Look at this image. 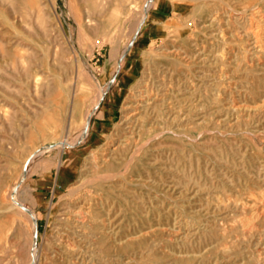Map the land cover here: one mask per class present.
Here are the masks:
<instances>
[{
    "label": "rangeland",
    "instance_id": "rangeland-1",
    "mask_svg": "<svg viewBox=\"0 0 264 264\" xmlns=\"http://www.w3.org/2000/svg\"><path fill=\"white\" fill-rule=\"evenodd\" d=\"M149 1L0 0V264L30 263L33 215L39 264H69L62 214L85 198L82 264H264V0ZM145 82L163 117L130 134ZM108 213L117 241L90 225Z\"/></svg>",
    "mask_w": 264,
    "mask_h": 264
},
{
    "label": "bare ground",
    "instance_id": "bare-ground-1",
    "mask_svg": "<svg viewBox=\"0 0 264 264\" xmlns=\"http://www.w3.org/2000/svg\"><path fill=\"white\" fill-rule=\"evenodd\" d=\"M153 4V0H150L147 4V8H146V11L150 8V6H152ZM256 6V5H255ZM147 13V12H146ZM262 13V12H260ZM264 13V12H263ZM241 15V14H240ZM254 15V14H253ZM258 15V14H257ZM262 15V14H261ZM147 14H144L142 19H141V22L138 23V29L140 30V28L142 27V24L143 22L146 20V17ZM243 16V15H242ZM218 17V16H216ZM245 17V16H244ZM264 17V16H263ZM251 19V17L249 18ZM213 20V19H212ZM237 20V19H236ZM245 21V20H244ZM251 21V20H250ZM261 21V20H260ZM212 22V21H211ZM252 22V21H251ZM259 23V22H258ZM257 23V24H258ZM256 29V28H255ZM260 31V30H259ZM242 34V33H241ZM253 35V34H252ZM254 36V35H253ZM256 38V36H254ZM258 37V36H257ZM264 37V36H262ZM259 40V38H256ZM254 40V38H253ZM252 40V41H253ZM262 41V40H261ZM264 42V41H263ZM249 43V42H248ZM259 43V42H258ZM257 43V44H258ZM250 44V43H249ZM263 45V44H262ZM259 46V44H258ZM257 46V47H258ZM250 47V46H249ZM256 47V46H255ZM263 47V46H261ZM264 49V48H262ZM254 50V49H253ZM256 50V49H255ZM249 51V50H248ZM252 51V49H251ZM258 52V51H256ZM249 53V52H247ZM205 54V53H204ZM250 54V53H249ZM248 54V55H249ZM256 54V53H255ZM254 54V55H255ZM248 57V56H247ZM257 57V56H256ZM255 57V58H256ZM197 61V60H196ZM121 64V63H120ZM120 66V65H119ZM254 66V65H253ZM143 82V81H142ZM159 82V81H158ZM154 83V82H153ZM187 84V83H186ZM141 86L138 87V89L136 90V92H134L133 96L131 97V101L127 104V106L125 107V115H124V121L127 122L128 124V129H129V133L130 134H133L135 132V130H140L142 127H144L145 125L149 124L150 126L151 125H154L155 122L157 121V119L159 118V116L163 117L162 115H158L156 118V116H153L152 113L159 107V102L160 100L163 98H161L160 96V93L158 92L157 94H153V90L150 89L149 87V84L148 83H142L140 84ZM151 85V84H150ZM159 85V84H158ZM194 85V84H193ZM179 86V85H178ZM185 86V84H184ZM212 86V85H211ZM161 87V86H159ZM176 87V86H175ZM186 87V86H185ZM196 87V86H195ZM213 87V86H212ZM163 88V86H162ZM181 88V87H180ZM161 89V88H160ZM158 89V90H160ZM174 89V87H173ZM190 89V88H189ZM188 89V90H189ZM169 90V89H168ZM182 90V89H181ZM196 90V89H195ZM161 92V91H160ZM166 93L167 90L165 91ZM171 92V91H170ZM168 93L169 95L171 93ZM176 92V91H175ZM210 93V92H209ZM162 95V94H161ZM172 95V94H171ZM179 95V94H178ZM160 96V97H159ZM177 96V95H176ZM220 96V95H219ZM165 97V96H164ZM170 97V96H169ZM168 97V98H169ZM206 98V97H205ZM165 99V98H164ZM163 99V101H164ZM167 99V98H166ZM165 99V100H166ZM159 101V102H158ZM169 101V100H168ZM169 103V102H168ZM182 104V103H181ZM196 105V104H195ZM166 106V105H165ZM175 106V104H174ZM178 106V105H177ZM182 106V105H181ZM169 107V106H168ZM171 107V106H170ZM179 107V106H178ZM172 108V107H171ZM176 109V107H173ZM236 108V107H235ZM249 108V107H248ZM153 109V110H152ZM160 109V108H159ZM152 110V111H151ZM161 110V109H160ZM171 110V109H170ZM174 111V110H173ZM182 111H183V108H182ZM248 111V110H247ZM249 111H252V110H249ZM159 112V111H158ZM166 112V111H165ZM181 112V111H180ZM185 112V111H184ZM183 112V113H184ZM161 113V112H160ZM173 113V112H172ZM170 113V111L167 113L168 116L170 118H172L171 122H172V125L173 127L174 126H179L178 125V122L180 123L179 119H180V115H176L174 116V114ZM251 113V112H250ZM256 113V112H255ZM180 114V113H179ZM198 115V114H197ZM258 115V114H257ZM184 116V115H183ZM190 116V115H189ZM188 116V119H190V117ZM227 116V115H226ZM239 116V115H238ZM186 117V116H185ZM253 117V116H252ZM182 118V117H181ZM192 118V116H191ZM256 118V117H255ZM160 119V118H159ZM158 119V120H159ZM163 119V118H162ZM165 119V117H164ZM153 120V121H152ZM183 120V118H182ZM167 121V120H166ZM166 121L164 120V122L166 123ZM192 121V120H191ZM257 121V120H256ZM184 122H187V121H184ZM190 122V120H189ZM188 122V124H189ZM194 122V120L192 121ZM183 123V122H182ZM157 124V123H156ZM167 124V123H166ZM199 124V123H198ZM182 125V124H181ZM253 126V125H252ZM162 127V126H161ZM173 127H169L168 125L167 126H164L162 129L163 131L167 130H171L173 129ZM151 129V128H150ZM161 129V128H160ZM179 129V128H176V130ZM138 130V131H139ZM144 130V129H143ZM175 130V129H174ZM137 131V133H138ZM166 131V132H167ZM173 131V130H172ZM88 133H89V130L88 128H84L82 130V132L80 133L79 135V140H82V139H85L87 136H88ZM184 135V134H183ZM135 136V135H134ZM130 137V136H129ZM142 137V136H141ZM128 139V138H126ZM61 143H63V145L67 146L69 143H68V139H64V141H62ZM128 143V142H127ZM59 144V143H58ZM107 145V144H106ZM127 145V144H126ZM64 146V147H65ZM109 146V145H108ZM112 146V145H111ZM113 146L114 143H113ZM123 142H120L117 147H113L110 149V151L108 152H104L101 156L97 157L95 154L92 155V162L95 166L96 169L100 170L102 169L104 166H107L108 164H110L111 162L117 160L115 159L112 155L114 154V152L116 153V151H119L122 147H123ZM136 148V146L134 147ZM107 150V149H106ZM135 150V149H134ZM103 151V150H102ZM132 151V150H131ZM136 152V151H134ZM44 153V150L42 148H39L37 149L30 157L29 159H27L28 161L26 163H24L23 167H24V171L21 173L20 177H19V180L17 182V185L16 187L14 188L13 190V195L11 196L10 200L13 202L11 204V206L7 209L8 210H11L12 212L16 209H21L20 206H23V207H26L25 205L21 204L18 200H17V196H18V193L20 191V188L22 187V184H23V181L25 180V178L27 177V175L29 174L31 168H32V164L34 163V161L38 160L41 158V156L43 155ZM133 153V152H132ZM114 156L116 157V155L114 154ZM131 157V155H130ZM122 158V157H121ZM137 158V157H136ZM150 158V157H149ZM124 160V159H123ZM119 161V159H118ZM117 161V162H118ZM155 161V160H154ZM152 164V163H151ZM82 166V165H81ZM75 171V170H74ZM85 171V169H84ZM83 174V173H82ZM109 174V173H108ZM139 176V175H138ZM117 178V177H116ZM96 179V178H95ZM103 180V179H102ZM114 180V179H112ZM139 180V179H138ZM150 180V179H149ZM68 182V181H67ZM86 182V179H85V175H82V177L80 176V179L78 181V185H73L72 187H70V192L71 194L72 193H76L78 192L79 190H82V188L85 186ZM98 183V181H97ZM156 183V182H155ZM95 185V184H94ZM111 185V184H110ZM181 185V184H179ZM125 188V187H124ZM92 190V189H91ZM81 192V191H80ZM126 192V191H125ZM56 193V192H55ZM119 193V192H118ZM21 194V193H20ZM74 195V194H73ZM95 195V194H94ZM96 196V195H95ZM101 196V195H100ZM119 197V196H118ZM121 197V196H120ZM19 198V197H18ZM90 198V197H89ZM102 198V197H101ZM60 199V198H59ZM62 199V198H61ZM88 199H84L83 201L80 202V206L79 207H74V208H71L70 211H69V214H68V209H67V213H64V215L62 214V219L66 222V225L65 226V230H64V233L61 235H59V237L61 236V247L63 249V251L65 252L67 258L66 260H68V258L70 259L68 262L69 264H82L80 262V259H83L81 258V254H79V247H77V245L73 242L74 239H80V238H89V234L88 233L89 231H87V219H91L89 218V215L90 213H93L91 212V204L88 203L87 201ZM96 200V199H95ZM94 200V201H95ZM100 200V199H99ZM127 200V199H126ZM90 202V201H89ZM19 203V205L17 204ZM94 204V203H93ZM69 205V204H68ZM95 205V204H94ZM102 205V204H101ZM136 205V204H135ZM64 206V205H63ZM112 207V206H111ZM136 207V206H135ZM104 208V207H103ZM93 211V210H92ZM105 211V210H104ZM32 212V211H31ZM66 212V210L64 211ZM100 213V212H98ZM66 214V215H65ZM106 214V212H105ZM60 216V214H59ZM91 216V215H90ZM93 217V216H92ZM95 217V218H94ZM93 219H92V224L91 227L93 230H97V231H100L102 236H105V237H108L109 239H113L114 241H117L119 239H117L116 235L117 233H115L114 229H113V224H112V221H111V216L110 214L108 213L106 216H94ZM37 218L38 216L36 217L35 215H33L31 221H29L30 225H29V229L31 230L32 232V235L31 237L33 238L32 239V243H31V261L29 264H39V256L37 254V247H36V229H37ZM60 219V218H59ZM61 219V220H62ZM62 220V221H63ZM64 222V223H65ZM90 222V221H88ZM90 222V223H91ZM117 224V223H116ZM89 225V226H90ZM11 230V229H10ZM140 230V229H139ZM141 232V231H139ZM97 233V232H95ZM99 233V232H98ZM94 234V233H93ZM130 234H126L125 235V238H127L126 240V245H130L131 244V239H130ZM58 237V236H57ZM98 237V236H97ZM133 237V236H132ZM135 237V236H134ZM108 239V240H109ZM54 240V239H53ZM80 241V240H79ZM86 241V240H85ZM124 241V240H123ZM58 242V241H57ZM107 244V243H106ZM87 247V246H86ZM57 252V251H56ZM102 252V251H101ZM93 253V252H92ZM95 253V252H94ZM69 255V256H68ZM90 255V254H89ZM92 255V254H91ZM102 257V256H101ZM106 257V256H105ZM86 258V257H85ZM107 258V257H106ZM72 260V261H71ZM105 260V259H104ZM107 260V259H106ZM84 262V260H83ZM68 264V263H67ZM101 264V262H100Z\"/></svg>",
    "mask_w": 264,
    "mask_h": 264
},
{
    "label": "water",
    "instance_id": "water-1",
    "mask_svg": "<svg viewBox=\"0 0 264 264\" xmlns=\"http://www.w3.org/2000/svg\"><path fill=\"white\" fill-rule=\"evenodd\" d=\"M36 237H37V234H36Z\"/></svg>",
    "mask_w": 264,
    "mask_h": 264
}]
</instances>
